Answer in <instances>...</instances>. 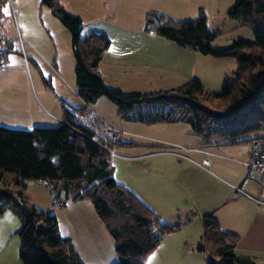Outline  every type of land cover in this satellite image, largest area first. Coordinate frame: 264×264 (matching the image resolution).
Listing matches in <instances>:
<instances>
[{
    "label": "trees",
    "instance_id": "16d2710c",
    "mask_svg": "<svg viewBox=\"0 0 264 264\" xmlns=\"http://www.w3.org/2000/svg\"><path fill=\"white\" fill-rule=\"evenodd\" d=\"M42 1L70 33L75 84L84 107L70 112L63 106V122L55 126L26 130L0 125V214L9 208L22 221L18 229L21 264H85L71 237L60 234L56 216L28 205L26 182L44 181L62 205L69 199L91 202L113 239L117 260L112 264H144L162 236L181 224H163L159 214L115 181L109 158L113 144L77 121L76 115L84 114L105 96L118 106L120 119L133 118L150 125L187 123L205 142L250 144L264 139L244 138L247 133L264 131V0L233 1L227 17L241 20L255 38L223 48L212 46L216 33L207 27L202 9L195 20L177 22L148 11L145 32L203 55L232 56L237 67L225 75L218 93L191 79L178 87L143 94H125L105 84L99 63L110 45L106 34H82L80 16L68 13L59 0ZM133 110H137L134 117ZM126 145L134 147L136 143ZM150 146L161 149L164 145ZM200 220L201 240L196 250L208 254L207 264H257L252 257L235 252L239 236L223 230L212 212L200 215Z\"/></svg>",
    "mask_w": 264,
    "mask_h": 264
},
{
    "label": "rangeland",
    "instance_id": "374dc122",
    "mask_svg": "<svg viewBox=\"0 0 264 264\" xmlns=\"http://www.w3.org/2000/svg\"><path fill=\"white\" fill-rule=\"evenodd\" d=\"M233 1L59 0L68 13L78 15L83 19L82 34L87 33L89 27H104L113 37L115 43L118 44L115 45L112 41V47L121 48L122 46L120 45H123L124 41L127 40L132 45L133 50H135V47L142 48V53L139 54H143L146 50L147 52L142 58L145 60L144 63H146L144 66L149 65V61L152 60V57L159 49L164 56L163 58H168L171 52L165 53L166 51L162 49L165 45L162 43L163 45L158 46L157 42L154 44L153 51L149 52V49L152 48L150 47V40L147 41V39H153L155 38L154 36H157L154 33H147L143 30L145 14L151 10L164 14L172 21L177 22L181 20H195L198 17L199 9H202L206 17L207 27L216 33V37H214L211 43L216 48L227 47L232 42L241 39L253 41L255 36L248 26L243 25L241 20L227 17V10ZM0 12V36L11 41L12 47L14 46V49L11 47V49L7 50L5 61L4 59L0 60V87L25 88L28 86L35 100H39L37 103L41 101L47 109L49 106L45 104L42 93L48 96L49 102L52 104L56 98L55 94L58 97L66 99L60 93L61 89L64 90L63 92L65 90L70 92V89L60 80L56 70L67 81L71 78L75 80V60L71 49L69 31L52 14L49 7L42 0H0ZM21 30L24 33L23 37L21 36ZM107 37L109 38L108 35ZM143 39H146V41ZM109 40L111 39L109 38ZM139 40H142V44L135 46ZM33 51L37 56L32 57ZM12 52L18 54H13ZM195 54L201 56L203 61L205 56L208 60H217V63H208L207 61L205 63L197 62L195 72L198 81L203 83L207 91L212 93L220 92L225 75H229L236 70V59L232 56L213 57L199 52H195ZM154 65H157V63L155 62ZM166 65L171 66L169 62ZM142 66H136L129 69L128 72H121L118 76H112L115 79L107 78V81L114 86L112 88L118 89L125 94H143L154 92L155 90H166L168 87L181 86L185 83L184 81H187L185 76H174L172 78V80L174 79L173 82L168 83V80H165L167 78H163V75H166L169 71L168 67L163 66L159 67L158 70H155L157 68L151 70L149 66ZM21 67L24 69L22 70ZM219 69L222 70V76L214 78L213 75ZM103 71L105 72L104 67ZM137 74H140L143 80L139 82L135 80L134 76ZM71 93H73V90H71ZM22 100H24L22 102H27L25 93H22ZM76 103L78 104L74 105L81 106V102L78 99H76ZM27 104L29 106V102ZM59 104L58 102L57 105L60 107ZM89 107L94 108L101 115L99 116L103 119L104 124L115 129L119 134V141L109 149L111 173L115 181L132 191L150 209L159 214L160 217L163 215V219L170 217L168 216L169 213H173V215L175 214V216L181 219L177 220L181 224L180 227L175 231L166 232V235L162 236L163 241L159 245L160 247L154 253H151L145 264H207L209 259L208 254L199 253L196 250L202 231L200 216L197 213L195 214L199 210L194 209L192 212L185 210L192 203L191 200H194V203L199 206L197 197L205 198L208 194L209 196H213L211 193L219 192L220 187H222L218 181L211 178L205 172L206 170L204 171L194 165L198 163L201 167L208 169L211 162L208 165H204L202 156L194 157L192 160L195 162L194 164L190 161L176 162L175 166L177 164L176 169L178 170H173L170 167L171 164L166 154H155L152 155V158L143 157L141 153L146 151L145 148L126 145L130 142L143 144L147 142L149 143L148 145L171 147L174 145L179 146V144L174 143H202L203 137L195 133L187 123L150 125L141 123L133 118L128 120L120 119L118 117V106L105 96L98 98ZM30 109H27L28 112ZM41 109L43 110L42 106ZM27 110H14V112L10 109H3L0 106V125L26 130H31L33 127L58 125L56 122H35L34 124L25 122V120L31 119L54 120L51 114L47 112L48 110L40 111L39 115L34 116V118L29 113L27 115ZM142 111H145V109ZM136 113L137 110H133L131 114L134 117ZM85 117L86 120H89L88 115ZM255 133L250 132L244 136H251ZM148 136L162 137L167 142L159 140L151 141L148 140L150 139ZM220 146H223L221 148L224 149L233 147L237 150V144ZM178 148H181V145ZM204 155L208 161L209 159L212 160L213 156H210L207 152ZM232 165H229L228 168H232ZM24 193L28 197V205L38 209L49 210L58 220L60 234L62 236L70 235L71 221L68 220V209L83 208L82 205H85V203L79 202L72 205V207L68 206L64 210L65 206L62 205L60 207L54 204V197L49 186L44 181L28 180ZM170 203L171 208H169ZM19 205H23L22 201L21 203L19 202ZM183 206L185 210L182 209ZM224 210L233 213L234 206H225ZM187 217L192 219V222L190 220L184 223L183 221ZM174 221L172 220V222ZM21 223L22 221L18 215L9 208L0 214V264H21L18 236V229ZM228 223L232 225V218H230ZM236 227L235 224L229 226V228L234 230L237 229ZM167 243L175 244L176 247V252H173L169 257L162 254V248ZM111 245V249H108V252L105 253L109 254L107 258L109 264L117 260L114 242Z\"/></svg>",
    "mask_w": 264,
    "mask_h": 264
},
{
    "label": "crops",
    "instance_id": "0c3cea01",
    "mask_svg": "<svg viewBox=\"0 0 264 264\" xmlns=\"http://www.w3.org/2000/svg\"><path fill=\"white\" fill-rule=\"evenodd\" d=\"M90 31L106 33L111 39L110 40L111 43L109 47L104 51L101 61L99 63V70L101 72L102 78L105 84H107L110 87H114V86L111 85L109 81H107V78H114L112 76H118L121 72H128L129 69L135 68L136 66H141V65H143L142 67L149 66L151 67V70H153V68H157L155 70H158L159 67H163V66L168 67L169 68L168 69L169 71L167 72L168 75L167 74L163 75L164 76L163 78L164 79L167 78L165 80H168L167 82L169 83V82H173L174 79L172 80V78H174V76L175 77L185 76V78H187V81L191 79H197V75L195 72L197 62L205 63L207 61L208 63L210 62L217 63L216 62L217 60H208L206 56L203 58L204 59L203 61L201 56H197L195 52L177 46V44L171 42L170 40L161 38L159 36H154L155 38L153 39H147V41L150 40L149 43H150V47L152 48L149 49V52L153 51L154 44L155 42H157L158 46L163 44L165 45V47L162 48L163 50L166 51L165 53H169L170 51L172 53L171 52H170L171 54L169 53L168 58H163L164 56L159 49V51H157L155 55L152 57V60L149 61V65L144 66V64L146 63H144L145 60H143L142 58L147 51L145 50L143 54H139L142 53V48L139 49L135 47L136 45L142 44V40H139L135 44L134 46L135 50H133V48L131 47L132 45L128 43L127 40L124 41L123 45H120L122 46L121 48H116V47H112V41L115 43V40L106 30V28L89 27L87 32ZM21 32H22L21 36L23 37L24 33L22 30ZM143 40L146 41V39ZM115 45L118 44L115 43ZM11 47H12V43H11ZM12 49H14V46L12 47ZM12 53L18 54L16 52H12ZM34 56H37L35 52L34 54H32V57ZM155 62L157 63V65H154ZM168 62L171 66L166 65V63ZM103 67L105 69V72L103 71ZM21 69L23 70L24 68L21 67ZM219 70L215 72V74L213 75L214 78L216 76L219 78L222 76L221 75L222 70L220 71ZM56 73L58 74L60 80H62V82L68 87V89H70V92H68L67 90L63 92L64 90L60 88L61 89L60 93H62L64 98L66 99L58 97L55 94L56 98L54 99V103L52 104L49 102L50 99L48 98V96H45V94L42 93L45 104L49 106L47 109L46 106L45 107L43 106L41 101L38 102L41 104L37 103V101L39 100L37 101L35 100L34 96L32 95V91L28 86L25 88L0 87V106L3 109H10L12 111L14 110L24 111L27 110L28 108H31L29 112L27 110V115L29 113L30 116H32L33 118L34 116H38L40 111L48 110L47 112H49V114H51V116L54 119V120H32V119L25 120V122H29V123L31 122L30 124H34L35 122H47V123L56 122V124L57 123L59 124L63 122V106L68 111L73 112L74 108L84 107V102L80 97L79 92L76 91L77 87L75 84V80L71 78L67 81L66 79L63 78V76L60 74L58 70H56ZM134 78L138 82L140 80H143L140 74H137L136 76H134ZM149 82L151 81L149 80ZM164 86H170V85H164ZM171 88L174 87H168L166 88V90ZM71 90H73V93H71ZM163 90L165 89L155 90V91H163ZM22 93H25L27 102H22L24 101L22 100ZM76 99H78L81 102V106L74 105V104H78L76 103ZM28 102H29V106L27 104ZM58 102L60 103L59 104L60 107L57 105ZM41 106L43 107V110L41 109ZM87 108L90 114L98 117L100 120L103 121V119L100 117L101 115L94 108H90V107ZM178 123H183V122H176V124ZM169 124L171 125L172 123ZM162 125H167V124H162ZM26 126H30V125H26ZM92 130L96 132L94 128ZM253 136H260L261 138H264V131L256 132L254 135L245 136L244 138H250ZM148 138L147 139L151 141L165 140L162 137H158V136L155 137L148 136ZM133 143H136V146L134 147L140 146L146 149L145 152L141 153L143 157L152 158L153 157L152 155L155 154H159V153L166 154V156L168 157L167 159L171 164L170 167H172L173 170L177 168V164L175 166L176 162L182 163L183 161H190L191 163L194 164L195 162L192 161L193 158L202 156V160H203L205 158L204 155L205 152H207L210 156H213L212 160L209 159V163L210 162L211 163L209 165L210 168L208 169H206L205 167L204 168L201 167L198 163L194 165L203 169L204 171L206 170L205 172L211 178L218 181L222 185V187L219 186L220 187L219 192L211 193L213 196H209V194L207 193L208 195L206 194L207 196L205 198L197 197L199 206L196 203H194V200H191L192 203H190L187 206V209L186 210L184 209L185 208L184 206L186 205H184L182 209L189 212H192L194 209H197L199 211L198 212L196 211L195 214L197 213L199 216L204 213L212 212L218 219L220 226L223 230L233 232L239 236L238 243L235 247V252L239 255H246L252 257L255 263L257 264H264V202L258 200L259 182H258L257 174L256 172L250 171L246 165V160L249 152V143L244 141L242 142L239 141L235 143L237 144V150H235V148L233 147L224 149L221 148L223 146L220 145H226V144H217L216 142H205L204 140L202 143L197 142L196 144L174 143V144H179V146H175V145L171 147L162 146L163 148L161 149H153L150 145H148L149 143L147 142L145 144L138 142H133ZM213 143L216 145H214ZM180 145L181 148H178L180 147ZM227 163L233 164L232 168L231 167L228 168L229 165L231 164H227ZM79 202L85 203V205H82L83 208L76 207V208L68 209V220L71 221L70 235H65V236H69V237L71 236L73 240V244L76 250L78 251L79 255L81 256L82 260L85 262V264H96V263L109 264L107 260L109 254H105V253L108 252V249H111L112 247L111 244L113 242V239L109 235L104 224L96 215V212L91 202L88 199H76V200L69 199L63 205L65 206L64 210L67 209L68 206L72 207V205H75L76 203ZM69 203L72 204L69 205ZM229 205L234 206L233 213L224 210V207ZM169 208H171V203ZM168 216L170 217H166L165 219H163L164 218L163 215L161 216V222L163 224H170V223L178 222L177 220H181L177 216H175V214L173 215V213H169ZM230 218H232V225L235 224V226H237L236 230L229 228V226H232L229 225L228 223L230 221ZM172 220L175 221L172 222ZM190 220L189 221L192 222V219ZM200 240H201V235H200ZM162 241L163 238L161 239L159 245L162 243ZM159 245L157 248H155L152 251L153 253L156 251V249L160 247ZM173 252H176L175 244L167 243L162 248V254L166 257L172 255ZM151 253L145 258L144 264L146 261H148Z\"/></svg>",
    "mask_w": 264,
    "mask_h": 264
},
{
    "label": "built area",
    "instance_id": "2783aa9c",
    "mask_svg": "<svg viewBox=\"0 0 264 264\" xmlns=\"http://www.w3.org/2000/svg\"><path fill=\"white\" fill-rule=\"evenodd\" d=\"M11 49V43L4 37L0 36V60H2L7 50ZM84 114L76 115L77 121L82 122L84 125L90 129H95L96 133L102 138L110 141L112 144L119 141V134L115 129L108 127L102 120L98 117L90 114L89 110L86 109ZM86 115L92 118V120H86ZM203 164L208 165L209 161L207 158L203 159ZM247 168L256 172L258 182H259V194L258 200L264 202V139H254L249 144V152L246 160ZM54 204L57 206H62V202L54 195ZM21 203V201H19Z\"/></svg>",
    "mask_w": 264,
    "mask_h": 264
},
{
    "label": "water",
    "instance_id": "95a60500",
    "mask_svg": "<svg viewBox=\"0 0 264 264\" xmlns=\"http://www.w3.org/2000/svg\"><path fill=\"white\" fill-rule=\"evenodd\" d=\"M76 91H78V92H79L78 88L76 89Z\"/></svg>",
    "mask_w": 264,
    "mask_h": 264
}]
</instances>
